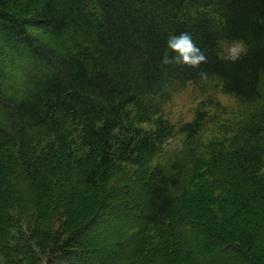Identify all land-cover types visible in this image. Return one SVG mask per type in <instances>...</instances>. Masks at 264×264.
<instances>
[{
  "label": "trees",
  "instance_id": "16d2710c",
  "mask_svg": "<svg viewBox=\"0 0 264 264\" xmlns=\"http://www.w3.org/2000/svg\"><path fill=\"white\" fill-rule=\"evenodd\" d=\"M191 83L251 109L166 169ZM0 264H264V0H0Z\"/></svg>",
  "mask_w": 264,
  "mask_h": 264
},
{
  "label": "rangeland",
  "instance_id": "374dc122",
  "mask_svg": "<svg viewBox=\"0 0 264 264\" xmlns=\"http://www.w3.org/2000/svg\"><path fill=\"white\" fill-rule=\"evenodd\" d=\"M217 100L220 104H215ZM247 109L251 108L236 96L224 93L220 86L201 92L194 84H188L165 105V115L175 129L165 141V151L154 159L153 164L168 169L174 162L184 165L195 158L206 157L212 145L227 143L232 133L231 122L246 116ZM200 116L204 117L199 122L200 133L188 134L186 125L194 124ZM220 247L217 244L214 249L219 251Z\"/></svg>",
  "mask_w": 264,
  "mask_h": 264
},
{
  "label": "clouds",
  "instance_id": "9594fccd",
  "mask_svg": "<svg viewBox=\"0 0 264 264\" xmlns=\"http://www.w3.org/2000/svg\"><path fill=\"white\" fill-rule=\"evenodd\" d=\"M166 46L176 55L172 59H169L167 54L164 55L161 60L162 64L176 63L198 68L201 63L207 62L206 56L187 32H182L179 35L169 34L166 39ZM243 50V45L240 42H233L228 49V58L237 59ZM201 75L205 74L201 73Z\"/></svg>",
  "mask_w": 264,
  "mask_h": 264
}]
</instances>
